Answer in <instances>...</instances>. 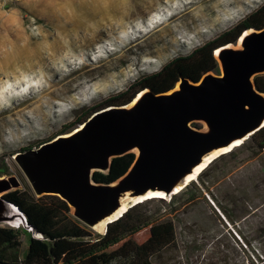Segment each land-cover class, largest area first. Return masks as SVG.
Instances as JSON below:
<instances>
[{"label":"rangeland","instance_id":"374dc122","mask_svg":"<svg viewBox=\"0 0 264 264\" xmlns=\"http://www.w3.org/2000/svg\"><path fill=\"white\" fill-rule=\"evenodd\" d=\"M263 2L0 0V170L7 167L3 173L25 186L15 152L56 136L87 109L214 40ZM248 140L254 150L239 147L218 159L207 169L203 199L173 213L179 237L197 239V247L168 264H223L227 249L238 264H264V148L257 145L264 131ZM223 193L241 209L234 221L215 200L227 204ZM22 237L24 251L29 236ZM151 239L147 226L79 263L104 264Z\"/></svg>","mask_w":264,"mask_h":264},{"label":"water","instance_id":"95a60500","mask_svg":"<svg viewBox=\"0 0 264 264\" xmlns=\"http://www.w3.org/2000/svg\"><path fill=\"white\" fill-rule=\"evenodd\" d=\"M237 44L216 48L220 73L209 72L199 81L183 77L165 92L142 89L127 104L99 109L72 131L15 152L12 158L34 194L60 196L92 230L123 199H129L128 207L109 223L147 199L171 200L190 184L187 176L206 155L228 149L211 162L264 127V92L255 82L264 74V27L245 30ZM130 152L135 161L119 179L93 178L96 171L108 172L113 158ZM22 188L18 176H0V226L23 227L43 238L5 197ZM109 223L96 231L105 234Z\"/></svg>","mask_w":264,"mask_h":264},{"label":"trees","instance_id":"16d2710c","mask_svg":"<svg viewBox=\"0 0 264 264\" xmlns=\"http://www.w3.org/2000/svg\"><path fill=\"white\" fill-rule=\"evenodd\" d=\"M263 27L264 2L214 40L196 47L188 54L175 56L161 69L146 74L126 90L117 93L116 96L87 109L74 122L64 126L59 134L72 131L76 125L86 121L93 112L99 109L129 103L142 89L150 88L156 93L165 92L175 88L183 77L199 81L209 72L220 73L219 62L215 56L216 48L228 43L236 44L240 35L247 29ZM255 82L259 90L264 92V74L257 75ZM263 131L264 127L260 132ZM248 141L239 147L254 150L255 144L249 146ZM43 142L23 147L21 150L39 146ZM258 143L257 145L263 149L264 140ZM239 147L214 159L204 170L205 172L202 171L198 176L201 184H197L196 180L192 181L169 201L163 198H150L133 205L123 216L109 223L105 234L93 231L75 218L69 204L58 195L38 197L28 184H25L22 189L8 192L5 197L21 209L28 223L35 227L43 238L33 237L32 233L27 232L23 227L16 229L0 226V264H80L79 262L83 259L106 250L147 226H150L152 237L150 241L134 242L117 255L111 256L104 264H168L182 252L186 254L197 247V239L190 238L185 241L179 237L178 225L174 218L176 211L183 205L188 206L203 199L204 189H210L206 182L207 169L226 155L234 156L236 149H240ZM135 158L136 153L134 152L115 157L108 172L96 171L93 178L101 183L114 182L128 171ZM7 169V167L1 169L0 173ZM211 169L214 170V167L209 168ZM217 181L218 179L212 181V185ZM223 198L227 204L216 197L215 200L227 218L234 221V210L239 209L237 199L229 193H223ZM173 213L176 214L173 215ZM23 235L29 236L28 248L24 251L22 250ZM221 253H223V264H238L230 259L228 249Z\"/></svg>","mask_w":264,"mask_h":264},{"label":"bare ground","instance_id":"6f19581e","mask_svg":"<svg viewBox=\"0 0 264 264\" xmlns=\"http://www.w3.org/2000/svg\"><path fill=\"white\" fill-rule=\"evenodd\" d=\"M228 149H221V150H218V151H214L212 152L211 154L209 155H206L202 161V163H200L197 167H195L193 173L189 174L187 176V182L188 183H191L192 181L196 180L198 178V176L200 175V173L202 171H204L209 165L208 163L210 162V160L212 158H214L215 156H217L218 154H220L221 152H225L227 151ZM212 162V161H211ZM210 162V163H211ZM209 163V164H210ZM206 166V167H205ZM128 203H129V199L126 198V199H123L122 201V205L121 207L113 214L111 215L110 217H107L106 219H104L103 221H101L100 223H98L94 228L96 230H99L100 228H105V226L113 219H115L117 216H119L127 207H128Z\"/></svg>","mask_w":264,"mask_h":264},{"label":"built area","instance_id":"2783aa9c","mask_svg":"<svg viewBox=\"0 0 264 264\" xmlns=\"http://www.w3.org/2000/svg\"><path fill=\"white\" fill-rule=\"evenodd\" d=\"M5 1L12 2V1H18V0H5Z\"/></svg>","mask_w":264,"mask_h":264}]
</instances>
